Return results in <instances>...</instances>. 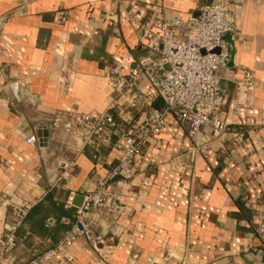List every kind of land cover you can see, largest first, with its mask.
I'll list each match as a JSON object with an SVG mask.
<instances>
[{
	"label": "crops",
	"instance_id": "crops-1",
	"mask_svg": "<svg viewBox=\"0 0 264 264\" xmlns=\"http://www.w3.org/2000/svg\"><path fill=\"white\" fill-rule=\"evenodd\" d=\"M211 1L0 0V233L13 205L34 204L18 233L13 264L54 248L71 228L78 196L92 191L122 155L114 143L88 147L57 184L75 146L49 128L55 114L103 112L114 97L105 74L116 66L127 73L144 55L141 30L153 27L158 11L186 20ZM233 1L238 38L233 61L219 72L221 111L242 141L213 142L206 157L185 158L184 169L174 171L172 160L191 141L169 116L146 149L150 168L128 185L116 183L120 203L129 208L117 222L122 233L113 235L108 223L99 230L114 250L103 259L78 239L70 247L73 264H264L254 232L264 218V0ZM245 69L255 74V88L238 94L234 80ZM140 90L153 92L145 81ZM130 99L127 92L117 117L135 125L141 116L128 110ZM32 134L43 150L26 143Z\"/></svg>",
	"mask_w": 264,
	"mask_h": 264
},
{
	"label": "built area",
	"instance_id": "built-area-1",
	"mask_svg": "<svg viewBox=\"0 0 264 264\" xmlns=\"http://www.w3.org/2000/svg\"><path fill=\"white\" fill-rule=\"evenodd\" d=\"M237 9L233 0H212L201 7L198 16L186 20H169L159 10L153 27L141 30L144 55L127 73L116 66L105 74L114 94L107 108L103 112L55 114L49 128L63 133L75 146L74 159L60 165L57 184L68 179L79 155L88 147L98 148L101 142L114 143L122 155L107 175L97 177L95 188L83 195L80 206L74 207V197L70 198L69 205L75 208L74 221L71 224L67 218L62 219L71 224L70 230L54 248L27 264H73L70 247L78 239L86 240L103 259L112 253L114 244L99 230L108 223L115 228L112 234L119 236L122 232L117 222L129 209L120 203L116 183L123 181L128 185L138 173L150 168L146 149L162 135L169 116L185 129L191 141L172 160L174 171L184 169L185 158L206 157L213 142L229 137L242 141V133L228 130L221 111L225 94L219 75L230 63L232 42L238 38ZM179 30L184 31L182 37ZM255 79V74L245 69L243 77L234 80L237 93L252 92ZM143 81L153 90L149 96L140 90ZM127 92L131 96L128 110L141 116L135 125H125L117 117L120 101ZM156 104L162 106L157 108ZM26 143L43 150L35 134ZM33 206L31 203L12 206L10 222L0 233V264H13L18 233ZM48 222L55 223L53 219ZM254 232L264 249V218L254 227Z\"/></svg>",
	"mask_w": 264,
	"mask_h": 264
},
{
	"label": "water",
	"instance_id": "water-1",
	"mask_svg": "<svg viewBox=\"0 0 264 264\" xmlns=\"http://www.w3.org/2000/svg\"><path fill=\"white\" fill-rule=\"evenodd\" d=\"M225 38H226V39H230L229 36H225ZM234 44H235V42H232V56H233V50H234V48H235V45H234ZM232 61H233V58L231 57V61H230V63H231ZM230 63L228 64L227 67H229ZM78 197L81 198V202H80V204L77 205V206H80V205L82 204L83 200H84V197H82V196H78Z\"/></svg>",
	"mask_w": 264,
	"mask_h": 264
},
{
	"label": "trees",
	"instance_id": "trees-1",
	"mask_svg": "<svg viewBox=\"0 0 264 264\" xmlns=\"http://www.w3.org/2000/svg\"><path fill=\"white\" fill-rule=\"evenodd\" d=\"M28 218V217H27ZM27 220V219H26ZM26 222V221H25Z\"/></svg>",
	"mask_w": 264,
	"mask_h": 264
}]
</instances>
